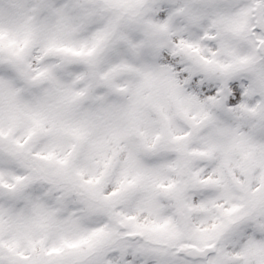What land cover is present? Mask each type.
<instances>
[{"label":"snow or ice","instance_id":"obj_1","mask_svg":"<svg viewBox=\"0 0 264 264\" xmlns=\"http://www.w3.org/2000/svg\"><path fill=\"white\" fill-rule=\"evenodd\" d=\"M15 9L14 14H0V94L15 110L7 121L0 115V264H264V107L241 102L242 92L251 95L264 87V72L255 70L257 46H264V0H225L216 6L213 26L232 57L231 64L220 67L246 68L253 74L246 88L231 72L201 84L206 95L219 90L218 105L239 116L220 127L205 111L200 119L191 118L190 130L176 128L164 104L145 95L155 78L148 68L135 67L141 61L138 45L129 41L105 52L107 29L74 38L90 26L97 11L84 0H16ZM165 15L159 12L161 20ZM74 16L78 25L71 24ZM152 27L166 30L168 24ZM35 48L42 55L33 61ZM117 59L120 68L142 77L133 97L151 102L158 120L113 122L114 113L136 103L115 102L116 85L100 73L106 62ZM45 82L44 99L25 103ZM192 86H197L195 80ZM21 117L28 121L22 138L15 135ZM187 137L206 146L198 155L210 161L222 151V164L193 171L186 158ZM218 137L225 142L218 143ZM41 141L48 142L49 150L36 155L61 170L75 167L77 155L90 159L102 154L105 169L119 166L115 189L108 190L110 195L102 188L92 192L87 210L133 206L144 220L127 235L139 241L118 240L105 228L62 217L59 208L33 196L38 170L27 158L32 145ZM58 143L68 145L62 154L54 150ZM76 175L83 176L84 170L77 167ZM197 187L218 191L223 201L195 204L199 220L193 219L190 202ZM22 204L31 210L22 211Z\"/></svg>","mask_w":264,"mask_h":264},{"label":"clouds","instance_id":"obj_2","mask_svg":"<svg viewBox=\"0 0 264 264\" xmlns=\"http://www.w3.org/2000/svg\"><path fill=\"white\" fill-rule=\"evenodd\" d=\"M15 2L16 0H0V14L5 16L14 14ZM84 3L97 11L90 21V26L75 32L74 38L84 39L97 29H107L105 52L119 49L129 41L138 45L141 61L135 67L148 68L155 78L154 86L146 89L145 95H151V102L164 104L165 111L176 128L190 130L191 118L200 119L205 111L220 127L228 126L230 121L238 118L239 113L235 110L227 106L222 109L218 105L219 90L209 96L205 94L207 88L200 87L201 84L208 85L219 80L225 72H231L238 84L246 88L245 82L253 74L246 68L220 67L232 63V57L221 47L220 35L213 26L216 6L225 3V0H84ZM160 11L166 12L164 20L160 19ZM76 15L78 16V13ZM194 16L198 18L193 19ZM165 22L168 24L166 30L152 27ZM71 24L78 25L79 20L74 16ZM256 54L255 70L264 72V46H257ZM41 55L40 48H35L32 53L33 61ZM119 64L120 59L111 63L106 62L100 73H107L116 85L115 102L129 105L130 101L135 99L136 103L114 113L113 122L142 125L158 120L159 113L152 108L151 102L133 97L135 86L142 77L128 69L120 68ZM100 73H97V76ZM193 80L196 81V87L192 86ZM48 88L46 82L42 83L39 92L30 93L24 102L27 104L41 102ZM241 98V102L249 107H264V87L251 95L242 92ZM10 114H15V110L10 106L6 95L0 94V115L7 121ZM21 119L23 124L16 129L15 135L22 138L28 121L24 117ZM204 123L207 125V121ZM186 140V158L193 171L200 169L209 171L211 167L222 164L224 159L222 151L218 150L214 159L210 161L198 155L205 150V145L191 137H187ZM217 142L222 144L225 138L218 137ZM32 148V154L27 159L32 167L38 170L35 183L30 189L36 199L59 208V215L62 217H71L91 228H105L106 232L113 233L118 240L132 243L139 241V237L127 235L136 231V225L143 223L144 220L133 206L117 204L110 211L87 210V202L92 192L98 188H102L103 192L115 189L119 179L118 165L105 169L104 155H96L90 159L77 155L75 167L61 170L36 155L47 153L49 150L47 141L36 143ZM67 148L66 143H58L54 150L57 154H62ZM77 167L84 170L83 176L76 175ZM201 175L203 176V173ZM97 177L100 180L99 184L86 183L87 179ZM108 194L110 195V192ZM192 195L196 197L195 201H190L193 203L192 217L195 220L202 218V214L195 208V204L201 200L215 199L217 203L223 202L218 191L201 187L194 189ZM95 203L98 206L103 205L102 200ZM21 210L27 212L31 209L27 204H22ZM133 216L136 217L135 220L125 219Z\"/></svg>","mask_w":264,"mask_h":264}]
</instances>
